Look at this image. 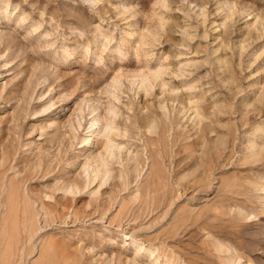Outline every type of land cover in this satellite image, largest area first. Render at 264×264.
I'll return each instance as SVG.
<instances>
[{
  "label": "rangeland",
  "instance_id": "374dc122",
  "mask_svg": "<svg viewBox=\"0 0 264 264\" xmlns=\"http://www.w3.org/2000/svg\"><path fill=\"white\" fill-rule=\"evenodd\" d=\"M0 264H264V0H0Z\"/></svg>",
  "mask_w": 264,
  "mask_h": 264
},
{
  "label": "bare ground",
  "instance_id": "6f19581e",
  "mask_svg": "<svg viewBox=\"0 0 264 264\" xmlns=\"http://www.w3.org/2000/svg\"><path fill=\"white\" fill-rule=\"evenodd\" d=\"M147 76V75H146ZM158 77H159V75H158ZM157 78H156V76H155V80H156ZM159 79V78H158ZM97 110V109H96ZM114 110V109H113ZM92 111V110H91ZM115 112V111H114ZM92 113H93V115L90 117L91 119V122L89 123V130L87 131V132H90V134H91V132L95 129L96 130V132H97V134L99 135V133H102V131L103 130H106L107 128H106V122H105V129H103L102 130V128H104L103 127V125H104V122H102L101 120H100V117H102L101 115H100V111L98 110L97 112L95 111L94 112V109H93V111H92ZM112 113H113V111H112ZM116 114V113H115ZM102 120H104V119H102ZM115 123V122H114ZM109 123H107V125H108ZM111 124V123H110ZM113 124V123H112ZM112 127V126H111ZM118 128V127H117ZM109 130V129H108ZM105 132V131H104ZM118 132V131H117ZM92 133H94V132H92ZM88 134V133H87ZM96 134V133H95ZM104 134V133H103ZM118 134V133H117ZM102 136V135H101ZM86 139V138H85ZM86 141V140H85ZM110 145H111V142H110ZM118 145V144H117ZM109 149V148H108ZM112 148H110L109 150H107V151H109V153L113 150H111ZM116 151V149H114V152ZM118 151V150H117ZM116 151V152H117ZM119 152V151H118ZM112 154V153H111ZM111 154H110V156H111ZM106 173V172H105Z\"/></svg>",
  "mask_w": 264,
  "mask_h": 264
}]
</instances>
